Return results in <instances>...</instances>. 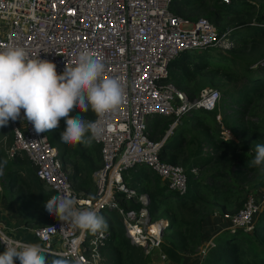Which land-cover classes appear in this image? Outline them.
Segmentation results:
<instances>
[{
    "label": "built area",
    "instance_id": "1",
    "mask_svg": "<svg viewBox=\"0 0 264 264\" xmlns=\"http://www.w3.org/2000/svg\"><path fill=\"white\" fill-rule=\"evenodd\" d=\"M170 3L171 0H0V48L24 46L33 57L54 62L58 73L65 67H74L80 52L87 51L104 62L105 78L116 77L125 85L122 104L104 118L106 132L99 142L94 141L100 162L91 173L92 195L82 196L73 190L56 148L46 132L36 133L32 123L23 119V109L21 118L8 123L11 140L5 148L7 157L22 152L35 177L53 196H72L82 209H115L129 242L141 246L146 255L160 247V222L148 218L145 193L137 196L141 203L138 209L120 205V194H134L125 185L123 172L143 164L168 188H185L184 169L158 157L160 143L195 105L217 111L220 94L217 88L209 87L188 98L167 79L168 64L184 49L207 45L228 48L231 44L215 23L204 17L192 20L174 14ZM160 113L168 114L170 121L165 134L158 141L151 140L146 125ZM215 116L218 119V112ZM97 119L94 113L86 121ZM262 207L264 189L260 194L248 193L240 208L220 213V217L227 227L249 231L253 216ZM32 232L36 242L14 238L0 225L2 252L6 241L23 242L38 244L47 256H63L72 264H98L100 247L107 237L104 230L85 231L57 216ZM53 238L55 246L51 244ZM213 244L211 237L198 246L200 259ZM159 257L164 259L165 254L159 252Z\"/></svg>",
    "mask_w": 264,
    "mask_h": 264
},
{
    "label": "trees",
    "instance_id": "2",
    "mask_svg": "<svg viewBox=\"0 0 264 264\" xmlns=\"http://www.w3.org/2000/svg\"><path fill=\"white\" fill-rule=\"evenodd\" d=\"M169 9L192 20L206 18L231 40L228 48L207 45L184 49L168 64L167 79L188 98L198 92L202 82L218 88L220 94L221 125L216 110L192 107L160 143L158 157L184 169L185 188H168L143 164L123 172L124 183L134 194H120V205L138 209L141 203L137 196L145 193L147 216L161 225L160 249L166 257L178 261L183 254L197 252L207 231L205 219L213 208H219L220 213L235 212L246 195L259 193L255 188L263 184L254 186L250 180L263 166H255L252 161L256 146L264 145V15L252 11L250 0H171ZM237 55L245 60L239 63ZM93 114L90 110L82 116L86 120ZM169 121L168 114H154L146 125L148 137L158 141ZM60 124L66 126L63 119ZM59 127L46 131L48 140L56 148L74 189L87 191L93 188L91 173L100 162L97 144L93 141L87 147H70L61 141L63 130ZM4 160L1 155L0 161ZM4 179L1 184L13 192L16 208L29 216L27 223L53 220L55 215H49L45 208L52 192L35 177L22 152H16L7 163ZM105 210L107 237L100 247L98 264H145L147 255L141 246L129 242L120 215L115 209ZM213 242L199 264H264V207L251 230L225 225ZM56 258L47 256L49 262Z\"/></svg>",
    "mask_w": 264,
    "mask_h": 264
},
{
    "label": "clouds",
    "instance_id": "3",
    "mask_svg": "<svg viewBox=\"0 0 264 264\" xmlns=\"http://www.w3.org/2000/svg\"><path fill=\"white\" fill-rule=\"evenodd\" d=\"M105 64L87 51H81L74 67L60 73L54 62L33 57L20 45L0 48V127L21 118L31 122L36 133L59 127L61 119L66 127L61 132L65 144L90 146L99 142L105 132L104 118L115 113L122 104L125 85L116 77L105 78ZM76 109L80 111L77 113ZM91 109L98 117L86 121L81 112ZM75 113V114H73ZM253 165H264V145L256 146ZM7 161H0V176ZM77 199L58 193L45 202L49 215L70 222L78 228L97 233L108 228L103 215L94 209H82ZM70 264L61 256L49 262L45 250L38 244L5 242L0 264Z\"/></svg>",
    "mask_w": 264,
    "mask_h": 264
},
{
    "label": "crops",
    "instance_id": "4",
    "mask_svg": "<svg viewBox=\"0 0 264 264\" xmlns=\"http://www.w3.org/2000/svg\"><path fill=\"white\" fill-rule=\"evenodd\" d=\"M76 192L87 193L82 194V196L92 195L90 189L87 191L77 190ZM0 197V225H2L5 232L17 239L36 242L37 239L32 232V229L36 227V222L31 220L29 223H27L29 216L25 211H19L16 208L17 202L9 201L7 198H4V195H0ZM210 230H213V228H207V231L202 234L201 243H203L208 238L215 236L212 232H210ZM51 244L54 246L56 245L54 238L51 239ZM159 252H162L160 247L157 249H152L150 253L147 254V261L145 264H199L201 260L196 251L190 254H183L178 261L171 260L166 257V255L164 259H161L159 257ZM15 262L18 263L17 261Z\"/></svg>",
    "mask_w": 264,
    "mask_h": 264
},
{
    "label": "rangeland",
    "instance_id": "5",
    "mask_svg": "<svg viewBox=\"0 0 264 264\" xmlns=\"http://www.w3.org/2000/svg\"><path fill=\"white\" fill-rule=\"evenodd\" d=\"M211 1H214V0H205L206 3H210ZM250 1L252 2L253 8H254V9H252V11L253 12L258 11V12H261L264 15V0H250ZM227 36L230 37V35H227ZM196 49H199V48H196ZM236 60L239 63H242L245 59L244 58H240V55H237L236 56ZM209 87H212V86H207V85H205L204 82H202L201 86L199 87V89L209 88ZM218 91H219V89H218ZM90 110L91 109H89L86 112H81V115L88 114ZM79 111H80L79 109L76 110L77 113ZM217 112H218L219 116H218V119L217 118L216 119H217L218 123L221 125L220 103H218ZM185 114L186 113H184L182 115V117H184ZM65 127H66L65 125L63 126V125L60 124L59 129L60 130H64ZM8 129H9V127L7 128V126L0 127V157L2 155V157L7 161V163L11 162L13 160V158L7 157V155L5 153V148H7L8 144H9V140H8L9 130ZM166 130H167V127L165 128V130L163 132V135L165 134ZM227 132L229 133V131H227ZM230 134L232 135L233 138H235V134H233V133H230ZM77 144H80V143H77ZM75 145L69 144L70 147H74ZM96 147L98 149V146H96ZM139 166H141V165H137V167H139ZM4 172H5V169H4ZM263 180H264V165L260 169L257 170V172L254 174L253 178H251L250 183L255 186L259 182L263 183ZM2 182H5L4 175L0 176V195H4L5 196L4 198H7L9 201H14L13 200V197H14L13 192L9 191L6 187H4L3 184H1ZM263 184L261 186L256 187L255 188L256 189L255 192H259V194L262 193L263 189H264ZM72 188L76 192V190L74 189L73 186H72ZM90 190H91V193H93L94 188H91ZM77 193L81 194V195L82 194H87L86 192H77ZM0 199H1V197H0ZM220 212L221 211H220L219 208H217V207L213 208L211 213L208 214L206 219H205L206 228H208V229L213 228V230H210V232H212L214 235H217L218 232L222 229V227L225 226L224 225L225 224L224 220L220 217V214H219ZM98 214L103 215L104 217H106V210L105 209H101V210H99ZM256 216H257V213L253 216V221L255 220ZM48 222L49 221H43V220L42 221H36V226H41V225H43L45 223H48ZM214 229H217V230H214Z\"/></svg>",
    "mask_w": 264,
    "mask_h": 264
},
{
    "label": "water",
    "instance_id": "6",
    "mask_svg": "<svg viewBox=\"0 0 264 264\" xmlns=\"http://www.w3.org/2000/svg\"><path fill=\"white\" fill-rule=\"evenodd\" d=\"M194 107L204 109V107L199 106V105H195ZM159 234H160V235L162 234V231H161V225L159 226Z\"/></svg>",
    "mask_w": 264,
    "mask_h": 264
}]
</instances>
